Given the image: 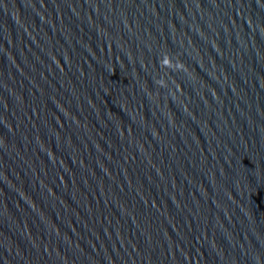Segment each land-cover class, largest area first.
<instances>
[{
	"label": "water",
	"instance_id": "obj_1",
	"mask_svg": "<svg viewBox=\"0 0 264 264\" xmlns=\"http://www.w3.org/2000/svg\"><path fill=\"white\" fill-rule=\"evenodd\" d=\"M0 264H264V0H0Z\"/></svg>",
	"mask_w": 264,
	"mask_h": 264
}]
</instances>
